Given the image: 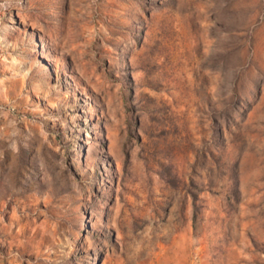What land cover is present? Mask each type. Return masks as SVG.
I'll list each match as a JSON object with an SVG mask.
<instances>
[{
  "label": "rangeland",
  "instance_id": "obj_1",
  "mask_svg": "<svg viewBox=\"0 0 264 264\" xmlns=\"http://www.w3.org/2000/svg\"><path fill=\"white\" fill-rule=\"evenodd\" d=\"M0 264H264V0H0Z\"/></svg>",
  "mask_w": 264,
  "mask_h": 264
}]
</instances>
